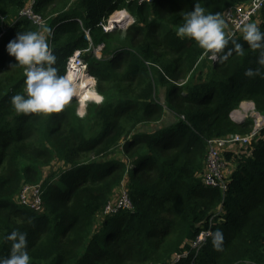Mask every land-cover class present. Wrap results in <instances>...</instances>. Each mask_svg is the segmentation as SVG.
<instances>
[{
	"label": "trees",
	"instance_id": "16d2710c",
	"mask_svg": "<svg viewBox=\"0 0 264 264\" xmlns=\"http://www.w3.org/2000/svg\"><path fill=\"white\" fill-rule=\"evenodd\" d=\"M248 1L35 0L42 29H52L40 34L58 74L80 50L95 78L101 101L79 116L70 95L58 113L13 109L25 75L6 45L19 32L40 31L20 15L28 0H0V257L10 253L7 235L19 230L30 264H163L189 251L211 221L196 256L191 250L173 264L264 262V125L250 144L222 150L233 165L224 191L203 180L206 139L250 130L253 119L230 115L243 101L264 111V68L244 75L260 67L261 50L241 30L229 36L223 28L242 52L229 43L213 53L177 36L195 3L223 21L226 8ZM122 9L134 19L123 35L104 31L109 14ZM248 23L264 32V5ZM35 183L43 188L37 212L18 199L23 185ZM122 184L131 210L104 214ZM217 230L223 251L212 245Z\"/></svg>",
	"mask_w": 264,
	"mask_h": 264
},
{
	"label": "clouds",
	"instance_id": "9594fccd",
	"mask_svg": "<svg viewBox=\"0 0 264 264\" xmlns=\"http://www.w3.org/2000/svg\"><path fill=\"white\" fill-rule=\"evenodd\" d=\"M183 21L177 30L179 38H190L201 49L213 53L224 49L229 43L233 46L232 50L242 52L243 44L237 40L230 41L226 37L220 15L206 14L199 3H195L191 11L184 13ZM43 31L51 33L52 29L45 28ZM241 31L243 40L250 48L261 50L257 58V64L260 67L248 68L244 75L249 78L261 75L260 69L264 68V32L254 23H245ZM6 51L15 59L16 63L12 67H23L25 75L24 94L11 97L10 103L13 109L18 114L62 111L72 92V87L65 79L67 68L64 77L58 74V69L54 66L57 58L49 50L47 39L36 31L19 32L6 45ZM222 59H227V56H223ZM7 240L11 242L10 253L6 257H0V264H30L27 234L14 230L7 235ZM223 242V232L215 231L212 235L213 248L216 251H223ZM241 264H250V261L246 259Z\"/></svg>",
	"mask_w": 264,
	"mask_h": 264
},
{
	"label": "built area",
	"instance_id": "2783aa9c",
	"mask_svg": "<svg viewBox=\"0 0 264 264\" xmlns=\"http://www.w3.org/2000/svg\"><path fill=\"white\" fill-rule=\"evenodd\" d=\"M139 1L150 2L151 0ZM34 2L35 0H28L24 8L20 11V15L29 19L34 25H36L38 30L41 31L42 27L45 24V19L34 10ZM263 5L264 0H250L244 5L235 4L226 8L223 12V21L229 26V36L235 35L237 32H239L242 26L245 23H248L251 20L252 16L255 15L263 7ZM101 26L104 31H108V25H106L104 22L101 24ZM2 34L3 31L0 32V37L2 36ZM48 45L50 50V44ZM70 63H74L82 70L87 69L86 62L81 58L80 50H75L73 54L68 58L66 63L67 69ZM250 108H253L255 110L253 103ZM255 114L256 118L253 119L252 126L247 133H233L224 137L206 139V153L204 162L205 169L203 175L205 185L219 187L222 191L226 189V176L230 172V170L226 162L223 160L221 152L226 148L246 146L256 138L260 129L264 125V112H258L255 110ZM236 119L242 118L239 117L233 120L235 121ZM42 194L43 188L40 184H25L22 186L19 192L18 199L21 204L37 212L43 209ZM131 208L132 205L131 199L129 197V191L127 190L125 185L122 184L118 196L115 199H111L105 204L103 213L113 214L121 210H131ZM210 225L211 221L209 223V226L199 231V233L190 241L189 251L174 253L172 259L163 264H173L180 258L188 256L191 250L195 251L194 256H196V254L207 241V238L210 236ZM250 264L258 263L250 261ZM262 264H264V262Z\"/></svg>",
	"mask_w": 264,
	"mask_h": 264
},
{
	"label": "rangeland",
	"instance_id": "374dc122",
	"mask_svg": "<svg viewBox=\"0 0 264 264\" xmlns=\"http://www.w3.org/2000/svg\"><path fill=\"white\" fill-rule=\"evenodd\" d=\"M122 10L126 11L125 9H122ZM115 13L124 15L120 11H115V12L113 11V12H111L109 14V16L104 21V23L106 25L109 24L108 19L110 18V16L113 15V14H115ZM127 15H128L127 16L128 19H129V23L128 24H131L134 19H133V17L128 12H127ZM122 18H124V16H121V19ZM115 19L113 20V24L111 26L109 25L110 27H107V29L109 28L108 31H116L117 33H120V35H123V33L125 31V28L127 27V24L125 22L123 24H120V23L116 22L117 20H115ZM121 19H119V22L121 21ZM113 25H115L114 28H113ZM224 25L227 26L226 23H224ZM43 32H44L43 29H41V31L39 33H43ZM48 44H49V42H48ZM94 49H95V55L98 56V57H100L99 50L96 49V47ZM210 57H211V55H210ZM211 58L212 59H216V55L212 56ZM85 71H87V73H85V74L88 75V80H87L88 81V84H87V87L85 88L84 91L78 92L79 94L77 92H74V86H73V85H75L74 81H76L77 78H78V76H79L78 73H76L74 75L75 76L74 79H70V78L67 79L70 82V85L72 87V92H71L70 96L75 99V108H76V112H77V114L79 116L84 115V113L86 111L87 105H89L91 103H99L101 101V99L100 100H98V99L99 98H102L100 96V94L96 91V88H95V78L92 75L89 74V72H88L87 69ZM89 75L92 78V80L89 77ZM251 106H252V102L243 101L239 105V107L236 108V109H234L232 111V113L230 114L231 117H232V119L239 118V117H241L242 119L243 118L244 119H247V118L254 119V118H256L255 110L253 108H250ZM232 167H233V165H231V164L228 165L229 170H232Z\"/></svg>",
	"mask_w": 264,
	"mask_h": 264
},
{
	"label": "bare ground",
	"instance_id": "6f19581e",
	"mask_svg": "<svg viewBox=\"0 0 264 264\" xmlns=\"http://www.w3.org/2000/svg\"><path fill=\"white\" fill-rule=\"evenodd\" d=\"M115 12V11H114ZM120 12H122L124 15H121V14H118V13H115L113 15L110 16V18L108 19L109 21V24H108V27H110L112 24H113V20H117L116 22L120 23V24H123L124 22L126 24L129 23V19H128V15H127V12L124 11V10H120ZM125 12V13H124ZM121 16H124V18L121 19ZM119 19H121V21L119 22ZM110 25V26H109ZM115 27V25H113V28ZM109 29V28H108ZM78 73V78H77V82L74 81L75 85L74 86V92H81V91H84L85 88L87 87V84H88V75L85 74L87 73V71L85 70H82L80 67H78L77 65H75L74 63H70V65L68 66V69H67V75H66V79L70 78V79H74L75 78V74ZM87 75V76H86ZM90 77V75H89ZM91 78V77H90ZM80 79V80H79ZM92 80V78H91ZM79 94V93H78Z\"/></svg>",
	"mask_w": 264,
	"mask_h": 264
},
{
	"label": "crops",
	"instance_id": "0c3cea01",
	"mask_svg": "<svg viewBox=\"0 0 264 264\" xmlns=\"http://www.w3.org/2000/svg\"><path fill=\"white\" fill-rule=\"evenodd\" d=\"M223 28L225 29V32L228 33L227 30H229V26H228V25H227V26L224 25ZM120 188H121V187H120ZM120 188H119L118 193L116 194V196L113 197V199H115V198L118 196V194H119V192H120Z\"/></svg>",
	"mask_w": 264,
	"mask_h": 264
},
{
	"label": "water",
	"instance_id": "95a60500",
	"mask_svg": "<svg viewBox=\"0 0 264 264\" xmlns=\"http://www.w3.org/2000/svg\"><path fill=\"white\" fill-rule=\"evenodd\" d=\"M67 75V74H66ZM264 112V111H263ZM244 121V119H236L235 120V122H237V123H241V122H243Z\"/></svg>",
	"mask_w": 264,
	"mask_h": 264
}]
</instances>
